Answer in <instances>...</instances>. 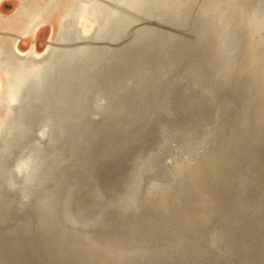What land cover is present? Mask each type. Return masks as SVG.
Here are the masks:
<instances>
[{
	"label": "water",
	"instance_id": "water-1",
	"mask_svg": "<svg viewBox=\"0 0 264 264\" xmlns=\"http://www.w3.org/2000/svg\"><path fill=\"white\" fill-rule=\"evenodd\" d=\"M197 1H102L98 9L85 14L93 21V32L88 36L82 34L80 27L72 33L73 37L69 33L64 36L65 22L60 23L52 47L54 51L44 55L42 60L43 63L53 62V69L48 74V64L44 65L42 76L46 84L48 79L52 82L51 95L54 89L55 92L66 91L60 98L52 96L56 102L49 113L51 128H39L45 122L43 114L39 113L44 98L30 97L31 107L24 116L15 114L19 108L11 106L6 113L8 117L0 121L3 125L0 128L3 130L0 133V264H158L170 259L178 264H217L209 252L202 249L196 252L195 238L190 230L194 226L190 224L188 228L194 221L186 218L207 196H200L198 189L202 183L194 179L202 175L200 163L187 168L190 176L177 183L179 175L170 171L168 159L161 158L158 167L163 172L151 174L149 180L154 178L169 188L152 185L144 191L140 187L135 201L137 206L143 203V213H139L140 207L136 211L125 207L124 214L118 210L101 213L103 227L85 229L86 235L82 234V229L72 228L73 232L68 234L69 227H66L69 218L82 222L81 219L92 210L87 207L88 202H94L98 197L96 190H101L107 197V189L117 188L122 174L123 178L129 175L135 155L140 150L144 155L143 146L155 141L157 124H147L145 137L150 132L149 138H143L131 147L135 152L127 165L112 163V168L103 167L107 162H102L106 151L99 152L98 148L105 142L106 133L115 132L120 124L126 126L141 121L137 118L138 112L147 108L149 100L144 101L137 86L143 70L155 78L156 70L164 67L168 54L163 46L167 39L173 40L172 47L177 51L190 49L194 52L202 48L204 36H213L214 10L210 9L209 1L204 4L199 1V5ZM246 6L252 9L250 4L246 3ZM262 16L264 12L251 18ZM53 31L45 51L50 46ZM254 68V65L248 67L250 71ZM149 69L155 70L154 74H149ZM182 75L183 71L179 77ZM246 84L248 86V81ZM181 85V81L174 83L176 95L181 91ZM222 87L221 81L212 84L214 94L211 98H221ZM98 106L100 109L97 110ZM204 110H207L206 104L202 106ZM16 124L26 129L10 130ZM218 136L223 142H229L226 146L235 148L243 137L236 128L221 130ZM89 138H93L91 143H88ZM207 152L205 149L203 153ZM226 152L219 154L226 155ZM9 154H15L21 160L11 161ZM220 161L217 159L216 162ZM171 164L174 170L177 169L174 163ZM113 166L117 168V177H114ZM204 169L208 175V171H217L212 177L218 173L216 166ZM157 175L159 178H155ZM183 181L189 184L186 186L189 190L181 188ZM104 185L109 186L102 189ZM176 185L181 187L176 188ZM147 193L149 197L145 196ZM29 214H37L32 218L34 224L28 221ZM45 218L50 223H45ZM128 222L133 224L132 229L126 227L125 232L118 229ZM222 222L219 230L227 236L230 229H225L226 224ZM89 236L103 241L89 239ZM112 241L117 242V250L108 254ZM215 247L222 255L228 253L218 243ZM178 249L180 255L176 254ZM187 254L185 261L181 256ZM261 255L264 260V253ZM130 256L134 259L127 262ZM241 262L249 264L246 255ZM226 264H239L237 256L231 255Z\"/></svg>",
	"mask_w": 264,
	"mask_h": 264
},
{
	"label": "bare ground",
	"instance_id": "bare-ground-1",
	"mask_svg": "<svg viewBox=\"0 0 264 264\" xmlns=\"http://www.w3.org/2000/svg\"><path fill=\"white\" fill-rule=\"evenodd\" d=\"M102 1L145 0H16L9 6L0 0V121L8 117L6 113L11 106L14 105L13 109L19 108L14 111L15 114L18 112L24 116L28 115L26 113L31 107L30 97L44 98L39 113L43 114L45 122L39 125V128H51L49 113L56 102L52 96L60 98L66 91L61 93L59 90L55 92L54 89L51 95L52 82L48 79L46 84L42 76L44 65L48 64V74L53 69V62L43 63V56L47 53L51 55L54 51L52 47L60 23L65 22V29L62 30L64 36L69 33L73 37L72 33L80 29H83L84 36L92 33L93 21L85 14H91L90 12L98 9ZM199 1L203 4L204 1H209L210 9L214 10L216 20L212 25L213 36H204L205 38L201 39L202 48L194 52H190V49H183V52L175 50L170 38L166 43L163 42L164 52L168 54L164 67L156 70L155 78L148 76L146 70H143L137 86L141 97L145 98L144 101L149 100L147 108L138 112L137 118L141 121L128 124L129 127L120 124L115 132L106 133L105 142L103 143L102 138L103 145L97 147L98 151H106L102 162H107L103 167L112 168V163L127 165L135 152L131 147L136 146V142L141 139L149 138L150 132L145 137L146 127L153 123L157 124L156 136H152L155 141L143 146L146 151L144 155L140 153L141 150L135 155L134 166L129 175L123 178L122 174V177L118 178L117 188L111 191L107 189V197L97 189V199L87 204V207L92 208L91 212L81 219L82 222L69 218L66 224L69 228L68 231L67 228L65 230L70 234L72 229H82V234L86 235L85 229L103 227L101 213L118 210L124 214L125 207L130 211L139 210L140 207L141 214L143 203L137 206L135 201L140 187L143 190L152 185L167 190L169 188L159 180H149L151 174L163 172V169L158 167L161 158L164 161L168 159L170 171L179 175L177 183L190 176L186 172L187 168L199 166L200 163L202 175L194 179L204 184L198 189L200 196H207L193 214L186 215L188 220L194 221L188 224V228L190 224L194 226L190 230L191 236L195 238L193 246H197L196 252L200 249L209 252L217 264H226L231 255L237 256L239 264H243L241 260L245 255L249 264H264L261 255L264 253V17L251 18L264 12V0H198V5ZM246 3L250 4L254 11L248 9ZM12 10L10 15L4 14ZM52 24L54 31L48 50L37 51L33 45L25 50L18 45L15 50L16 42L24 36L34 41L36 46L40 36L47 33L46 28L42 30L43 26L52 27ZM252 65L255 68L250 71L248 67ZM154 71L149 69V74H154ZM181 71L184 75L179 77ZM180 81L181 91L176 95L173 90L174 83ZM218 81L223 82L222 97L217 96L214 100L211 98L214 94L212 84ZM204 104L207 110L203 112ZM141 105L144 107V103ZM2 113L6 116L1 117ZM122 116L119 115L120 119ZM1 124L2 122L0 128H3ZM230 128L240 130L243 135L236 148L226 146L229 142H223V138L218 136L221 130ZM22 129L26 128L18 124L10 128L13 131ZM2 131L0 130V133ZM92 139L89 138L88 143H91ZM203 147L208 150L207 153H203ZM220 151H227L226 155L219 154ZM9 155L11 161L21 160L17 159L15 154ZM172 157L175 159L171 160ZM199 157L205 160H200ZM217 159L221 160L220 163L216 162ZM171 163H174L177 169L174 170ZM211 166L218 169L215 177L212 176L217 171H208L209 175L205 172L204 168ZM116 169L115 167L114 177L118 176ZM110 172L113 173L112 170ZM155 178H159L158 175ZM187 185L189 184H184L183 181L182 187H175L189 190ZM145 196L149 197V193ZM194 201L195 199L192 200ZM95 207L97 210L94 211ZM29 215L28 221L34 224L32 218L37 217V214ZM46 222L50 223V220L45 218ZM220 222L226 224L225 229H230L227 236L219 230ZM126 227L132 229L133 224L131 226V222H128L120 225L118 229L125 232ZM89 239L103 241L93 236H89ZM216 243L222 250H228L226 256L218 252ZM116 250L117 242L112 241L107 252L116 253ZM176 254L180 255V249ZM188 255L181 257L186 261ZM131 259L134 258L130 256L126 260L132 262ZM158 264L178 263L170 259Z\"/></svg>",
	"mask_w": 264,
	"mask_h": 264
},
{
	"label": "rangeland",
	"instance_id": "rangeland-1",
	"mask_svg": "<svg viewBox=\"0 0 264 264\" xmlns=\"http://www.w3.org/2000/svg\"><path fill=\"white\" fill-rule=\"evenodd\" d=\"M13 1H16V0H3V2H6L5 3V5H7V6H9V4H12V2ZM13 12V10L12 11H9V12H6V13H4V14H6L7 16L8 15H10L11 13ZM52 23V22H51ZM54 23V22H53ZM53 24H52V27H50L49 25H46V26H43V31L45 30V28L47 29V33H44L43 35H41L40 36V38H39V41H38V43L36 44V46H35V42L34 41H32L31 39H29L28 37H22L20 40H19V42L17 43L16 42V48H17V46L19 45L20 46V48H22V50H25V49H29V48H32L33 46V48H35L34 50H37V51H42V50H44L45 48H46V46H47V42H48V39H49V37H50V34H51V30H53ZM33 45V46H32ZM27 46V47H26ZM37 48V49H36ZM4 113H2L1 115V117H3L4 115H3Z\"/></svg>",
	"mask_w": 264,
	"mask_h": 264
}]
</instances>
